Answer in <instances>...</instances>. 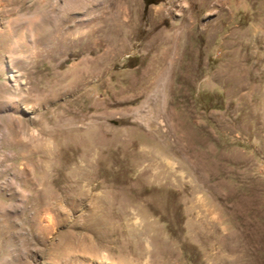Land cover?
<instances>
[{
    "label": "rangeland",
    "instance_id": "rangeland-1",
    "mask_svg": "<svg viewBox=\"0 0 264 264\" xmlns=\"http://www.w3.org/2000/svg\"><path fill=\"white\" fill-rule=\"evenodd\" d=\"M0 264H264V0H0Z\"/></svg>",
    "mask_w": 264,
    "mask_h": 264
},
{
    "label": "bare ground",
    "instance_id": "bare-ground-1",
    "mask_svg": "<svg viewBox=\"0 0 264 264\" xmlns=\"http://www.w3.org/2000/svg\"><path fill=\"white\" fill-rule=\"evenodd\" d=\"M9 29H7V31L4 32V38L8 39V40L11 39L14 36V33H15L14 30H9Z\"/></svg>",
    "mask_w": 264,
    "mask_h": 264
},
{
    "label": "trees",
    "instance_id": "trees-1",
    "mask_svg": "<svg viewBox=\"0 0 264 264\" xmlns=\"http://www.w3.org/2000/svg\"><path fill=\"white\" fill-rule=\"evenodd\" d=\"M145 4H148V3L145 1Z\"/></svg>",
    "mask_w": 264,
    "mask_h": 264
}]
</instances>
